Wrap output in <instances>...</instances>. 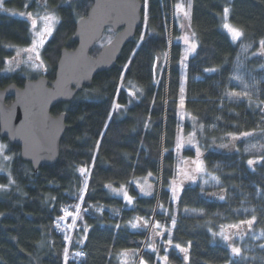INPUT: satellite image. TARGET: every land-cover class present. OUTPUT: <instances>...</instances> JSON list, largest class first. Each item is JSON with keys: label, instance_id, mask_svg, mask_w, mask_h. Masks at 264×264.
<instances>
[{"label": "trees", "instance_id": "1", "mask_svg": "<svg viewBox=\"0 0 264 264\" xmlns=\"http://www.w3.org/2000/svg\"><path fill=\"white\" fill-rule=\"evenodd\" d=\"M141 1L144 28L114 68L53 109L67 114L56 165L35 172L18 147L0 139L11 158L0 175V264H264V0ZM180 2H190L187 23L196 40L184 91ZM27 4L6 0L4 7L21 13ZM46 5L58 19L41 54L52 80L93 3ZM30 19L0 10V88L43 75L7 72L17 50L32 45ZM226 24L242 33L238 41ZM100 50L96 45L91 55ZM158 54L166 65L157 68ZM181 101L190 120L184 135L197 134L205 172L175 196ZM245 132L251 135L233 152L220 151ZM253 217L251 225L241 223Z\"/></svg>", "mask_w": 264, "mask_h": 264}, {"label": "water", "instance_id": "2", "mask_svg": "<svg viewBox=\"0 0 264 264\" xmlns=\"http://www.w3.org/2000/svg\"><path fill=\"white\" fill-rule=\"evenodd\" d=\"M90 1L92 7L76 25V47L61 50L53 81L42 76L26 81L21 88H0V138L18 147L21 159L35 172L56 165L60 159L67 114L55 116L53 109L72 102L84 88L92 86L98 74L113 69L145 25L146 5L141 0ZM109 29L116 35L93 57L92 50ZM158 58L157 68L161 65L159 54ZM8 99L13 100L10 105Z\"/></svg>", "mask_w": 264, "mask_h": 264}, {"label": "rangeland", "instance_id": "3", "mask_svg": "<svg viewBox=\"0 0 264 264\" xmlns=\"http://www.w3.org/2000/svg\"><path fill=\"white\" fill-rule=\"evenodd\" d=\"M5 1L6 0H3L2 4H0V10H4L18 17H25V16L31 17L30 23H31V28H32L31 30H32V35H33V42H32L31 47L27 49L17 50L15 57L8 61L7 72L15 73V72L20 71V72H23L26 76L31 75L33 73L44 74V72L46 71V66L42 62L41 54H42L44 47L46 46L47 42L50 40V38L52 37L56 29V26L58 24L57 16L52 11H49L47 9L46 0H43L42 5L40 4L41 0H28L26 10H24V12H21V13L15 12L14 10H9V11L6 10L4 7ZM32 3L33 4L35 3L37 5V8L34 12L29 11L30 4ZM175 11L179 12V14L181 15L179 24L181 25V28L183 30V35L181 37V43L184 46L183 61H182V66L184 70H183L182 78H181V88L184 91L186 87L185 86L186 85L185 65L188 59L193 57L196 53V40L193 34L191 33V31L188 29V23H187L188 18L190 16V11H191L190 2H187V4L180 2L179 4L175 6ZM185 13H187V15H185ZM226 25L229 26L226 28L227 32L233 38V34L229 30V28H234V27H232L230 24H226ZM240 37L238 39L233 38V40L238 41ZM112 39H113V36L105 35L104 38L101 40V42L98 44L99 48L102 49V47L107 45ZM161 65H164V66L166 65V60L164 58H161ZM181 102H180V117L182 120V126L180 128V132H181L180 140H179L180 144L177 150L178 156L180 158V162L178 166V172L180 175H179L178 180L174 183L173 188H172V191L175 196H178L180 194V192L182 191V188L185 185L194 182L195 178H197L198 176L203 177L204 175L203 173L205 172L204 164L200 159L201 151L198 145L199 141H198L197 134L195 133V131H193L187 137H185L184 135V123L188 119H187V116L183 113L184 101H183V104ZM245 137L246 136L232 138L230 141L231 143H225L223 146L220 147V151L223 149H226L228 153L233 152L234 149H236L237 145L241 141H243ZM7 148L8 146L6 143L0 142V175L8 173L11 158L7 154L8 153ZM184 150L193 151L195 156L191 159L190 157L185 155ZM5 157H9V158L5 159ZM80 205L77 208V213L75 214L73 224L71 225L72 227L71 233L73 232L74 223L77 220V215L80 210ZM235 238H236V232L233 235H230L229 233L227 234L226 241L232 243L235 241Z\"/></svg>", "mask_w": 264, "mask_h": 264}, {"label": "snow or ice", "instance_id": "4", "mask_svg": "<svg viewBox=\"0 0 264 264\" xmlns=\"http://www.w3.org/2000/svg\"><path fill=\"white\" fill-rule=\"evenodd\" d=\"M2 2H3V0H0V4H2ZM224 12H225V14H227L228 9L225 8L224 9ZM185 15H187V13H185ZM225 27H229V26L228 25H225ZM229 30L232 32L234 39H238L242 35V33L240 31H238L237 29H235V28H229ZM260 45H261L262 48H264V40L260 41ZM193 47H195V46H193ZM206 71H215V69H206ZM234 95H236V94H234ZM245 95H246V93H245ZM181 103L183 104V101ZM243 135L244 136H249V135H251V133L245 132V133H243ZM8 158L9 157H5V159H8ZM248 163L251 165V164H253L255 162L250 160V161H248ZM81 171L84 172L86 170L85 169H81ZM130 199L131 198L129 197V200ZM221 199H223V197H221ZM68 215H71V213H68ZM254 219H255V217H253V220H250V221H242L241 223H247V224L251 225L253 223ZM172 223H173V226H174L175 225V221L173 220ZM117 227H119V225H117ZM233 227H238V226L234 225ZM225 239H227V237H225ZM168 243L171 244L172 241L169 240ZM175 247L179 248L181 252L187 253V250H188L187 248H183L179 244L175 245ZM233 251L234 252H239V249H235L234 248ZM77 255H83V253H77ZM167 259H168L167 257H164V260L165 261H167ZM141 264H143V262H141Z\"/></svg>", "mask_w": 264, "mask_h": 264}, {"label": "flooded vegetation", "instance_id": "5", "mask_svg": "<svg viewBox=\"0 0 264 264\" xmlns=\"http://www.w3.org/2000/svg\"><path fill=\"white\" fill-rule=\"evenodd\" d=\"M45 74H46V72H44V74H43L42 76H46ZM42 76H41V77H42ZM46 77H47V76H46ZM38 78H39V77H38ZM48 79H49V78H48ZM49 80H50V79H49ZM53 80H54V78H53L52 80H50V81H53ZM24 83H25V82H24ZM24 83H23V85H24ZM23 85H22V87H23ZM20 88H21V87H20ZM12 101H13L12 99H8V101H7L8 105H10V104L12 103Z\"/></svg>", "mask_w": 264, "mask_h": 264}, {"label": "bare ground", "instance_id": "6", "mask_svg": "<svg viewBox=\"0 0 264 264\" xmlns=\"http://www.w3.org/2000/svg\"><path fill=\"white\" fill-rule=\"evenodd\" d=\"M76 29V28H75ZM9 85H14V84H9ZM16 86V85H15ZM234 149V148H233ZM235 150V149H234ZM221 151H223L224 153H228V151H226V149H223V150H221Z\"/></svg>", "mask_w": 264, "mask_h": 264}]
</instances>
